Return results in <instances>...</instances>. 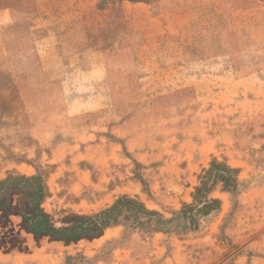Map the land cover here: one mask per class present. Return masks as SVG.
I'll use <instances>...</instances> for the list:
<instances>
[{
  "label": "rangeland",
  "instance_id": "rangeland-1",
  "mask_svg": "<svg viewBox=\"0 0 264 264\" xmlns=\"http://www.w3.org/2000/svg\"><path fill=\"white\" fill-rule=\"evenodd\" d=\"M122 1H2L14 7V18L0 27V69L12 74H0V179L41 175L49 190L41 207L56 226L122 193L170 218L192 201L213 158L239 168L237 186L229 194L218 185L212 196L219 208L197 214L195 225L181 228L183 220L172 219L165 226L179 229L175 235L139 234L124 222L97 238L64 243L28 233L3 210L0 247L40 241L60 264H264V0H140L157 20L144 11L138 23L119 11ZM135 25L156 36L140 39L127 31ZM96 45L123 48L128 58L113 62L128 75L132 90L125 92L138 104L108 106L104 136L93 112V148L50 162L47 152L61 139L42 147L25 129L40 104V90L27 87L40 83L43 69L45 81L64 78L66 95L84 93L79 56ZM66 65L75 70L67 79ZM107 80L114 86L113 77ZM61 164L66 168L55 175ZM0 264L10 263L0 256Z\"/></svg>",
  "mask_w": 264,
  "mask_h": 264
},
{
  "label": "crops",
  "instance_id": "crops-1",
  "mask_svg": "<svg viewBox=\"0 0 264 264\" xmlns=\"http://www.w3.org/2000/svg\"><path fill=\"white\" fill-rule=\"evenodd\" d=\"M2 1L3 0H0V27L11 23L14 18V7L7 3L3 4ZM119 8L122 14L125 16L130 15L136 23L143 20V16L141 15L144 11L149 12L148 18L150 20H157V16L154 13L151 14L152 9H150V6L140 0H123ZM181 22L183 23L185 20L181 19L173 23L177 24ZM170 25H172V23L168 24V28H170ZM127 31L133 33V35H138L140 39L141 36L144 38L146 37L145 33L150 34L151 32L149 28L142 29L138 25H135L133 29H128ZM150 35L156 36V31H153ZM171 35L172 34L168 33L167 36ZM122 40L125 39L122 37L121 41ZM149 41H151V39H149ZM122 49L123 48L119 47L114 51H110L102 45H96L94 47L88 46L81 57L78 55L81 64L83 63L79 66L80 68L77 69V72L78 75L82 74L81 76L85 79L84 84H82L84 86V93L76 94L71 92V96L69 94L66 95L64 91V82L62 80L64 78L61 77L53 82L45 81L43 69H40V83L27 87V89L40 90V104L36 106V111H30L32 117H30L25 129L30 130L31 135L36 141L41 143L40 145H42V147L45 145L49 146L50 140L58 135L61 139L59 142L51 144L50 150L47 152V154L50 155V162L62 163V159L66 157V154L83 155L88 148H93L91 140L94 136L98 135V133L94 132L92 126L93 119L91 115L93 112H95L99 122H104L99 124V129H95L101 132L99 134L100 136H104L103 128L107 132L109 129L107 123L110 122L108 118L109 114L106 112L108 106L116 107L121 104H138V101L134 100L133 97H129L132 95L131 93L125 92L132 90V88H128V75L125 73H118L121 64L115 65L113 62V59L116 57H127L125 51L122 53ZM230 54L231 53L225 52L222 56H229ZM78 56L76 55V57ZM108 58L110 64H114L110 69L108 68ZM117 62L119 63V61ZM63 70L65 79H67L66 76H72L75 73L74 68L68 67L67 65L64 66ZM9 72L10 71L7 69H0V74L12 76ZM116 72L118 74H116ZM123 75H125L126 78H124ZM110 76L113 77L114 86H110L107 80ZM130 99L133 100L130 101ZM21 100L25 108L24 98ZM102 110L104 112H100ZM86 116L91 118L86 119ZM110 118L112 121H117L120 116L113 114ZM119 130L120 127L115 128L113 133L119 136L122 134ZM84 158L87 157L84 156ZM57 167L58 171L55 175L66 168L65 164H61V166ZM83 184H86V181L83 182ZM0 256L10 264H60L61 262L58 253L54 251L51 253L46 252L44 246H40V241L27 243L23 247H0Z\"/></svg>",
  "mask_w": 264,
  "mask_h": 264
},
{
  "label": "trees",
  "instance_id": "trees-1",
  "mask_svg": "<svg viewBox=\"0 0 264 264\" xmlns=\"http://www.w3.org/2000/svg\"><path fill=\"white\" fill-rule=\"evenodd\" d=\"M238 174V167L211 159L209 168L203 169L198 176V184L191 193L192 201L182 202L178 210L172 211L170 218H164L158 210L148 208L137 196L120 194L106 207L91 214L72 215L61 226H56L50 214L41 207L49 195L41 175L8 174L0 179V212L9 210L16 215L28 233L50 236L64 243L97 238L106 229L125 225L124 222L139 234L175 235L179 229L170 230L165 225L171 223L172 219L183 220L181 228L195 225L197 214L206 215L219 208L220 199L212 196L217 186H220L218 191L230 194L237 186Z\"/></svg>",
  "mask_w": 264,
  "mask_h": 264
}]
</instances>
